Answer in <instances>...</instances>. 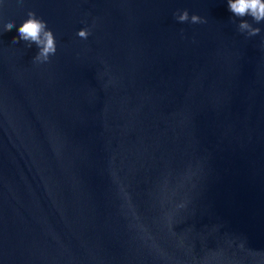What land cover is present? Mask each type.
Segmentation results:
<instances>
[{"label": "water", "instance_id": "water-1", "mask_svg": "<svg viewBox=\"0 0 264 264\" xmlns=\"http://www.w3.org/2000/svg\"><path fill=\"white\" fill-rule=\"evenodd\" d=\"M29 11L47 63L12 43ZM243 19L260 34L227 0H0V264H264V21Z\"/></svg>", "mask_w": 264, "mask_h": 264}, {"label": "clouds", "instance_id": "clouds-1", "mask_svg": "<svg viewBox=\"0 0 264 264\" xmlns=\"http://www.w3.org/2000/svg\"><path fill=\"white\" fill-rule=\"evenodd\" d=\"M228 10L237 18L241 19L238 24V30L241 33H247L249 37L260 34V28H254L249 22L244 20V17H251L252 20L259 24L264 21V0H227ZM27 19L18 28V37H14L12 43L16 44L24 41L31 47L36 45L38 52L34 57V62L47 63L50 56L56 53V41L51 30L47 28V24L40 18L36 17L34 12L27 13ZM180 23L189 22V13L184 10L176 16ZM192 24L206 23L204 19L197 15H192L190 18ZM15 22L8 20L5 24V31H10L15 28ZM78 37L87 39L90 35L88 29L78 31Z\"/></svg>", "mask_w": 264, "mask_h": 264}]
</instances>
